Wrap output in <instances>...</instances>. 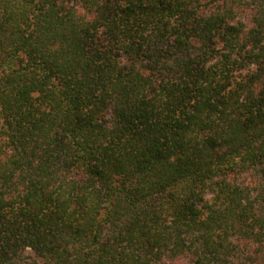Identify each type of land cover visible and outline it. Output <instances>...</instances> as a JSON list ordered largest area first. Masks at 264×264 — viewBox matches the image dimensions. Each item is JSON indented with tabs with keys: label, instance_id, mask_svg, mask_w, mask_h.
I'll return each mask as SVG.
<instances>
[{
	"label": "trees",
	"instance_id": "obj_1",
	"mask_svg": "<svg viewBox=\"0 0 264 264\" xmlns=\"http://www.w3.org/2000/svg\"><path fill=\"white\" fill-rule=\"evenodd\" d=\"M0 264H264V0H0Z\"/></svg>",
	"mask_w": 264,
	"mask_h": 264
}]
</instances>
